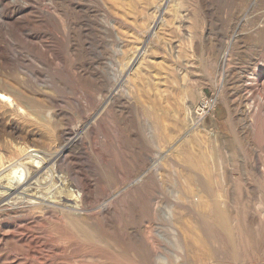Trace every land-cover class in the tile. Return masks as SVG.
I'll use <instances>...</instances> for the list:
<instances>
[{
	"label": "rangeland",
	"instance_id": "374dc122",
	"mask_svg": "<svg viewBox=\"0 0 264 264\" xmlns=\"http://www.w3.org/2000/svg\"><path fill=\"white\" fill-rule=\"evenodd\" d=\"M0 89L23 111L0 103V177L66 144L57 168L80 194L31 209L0 188V264H183L168 156L190 132L215 172L225 154L242 232L229 264H264V0H0ZM156 166L142 207L126 194Z\"/></svg>",
	"mask_w": 264,
	"mask_h": 264
},
{
	"label": "bare ground",
	"instance_id": "6f19581e",
	"mask_svg": "<svg viewBox=\"0 0 264 264\" xmlns=\"http://www.w3.org/2000/svg\"><path fill=\"white\" fill-rule=\"evenodd\" d=\"M12 26H16L15 30L18 33H22L19 26L16 24H12ZM0 103L7 107H15L18 111L23 112L19 107L18 92L0 89ZM191 140H194L193 146L190 145ZM198 140L194 132L186 134L168 156L178 158L179 161H170V164L173 173L175 174L178 170L182 176L181 186H176L175 201L170 204L168 216L173 222L185 227L184 232L181 231L176 235L178 239L176 243L183 264H208L217 252L224 256L225 264H229L234 229L237 237L241 239L242 232L238 218L232 211L231 181L227 162L224 154L223 160L221 157V168L219 172L217 170L215 172V165L209 161L207 148L200 146ZM66 150L67 145L65 144L58 150L50 152L46 157L36 160V150L29 148L24 159L31 165L26 167L23 163H14L12 167H7L8 172L0 177V188L4 189L1 194L7 199L18 193L17 199L31 209L41 208L55 200L60 201L66 207L79 209L80 194H77L74 184L67 182L57 168L56 161ZM16 165L21 166L22 169L15 167ZM159 177H161V173L156 166L154 173L149 174L145 180L139 181V184L130 189L126 195L139 191L140 204L143 207L146 200L149 197L151 199L150 192L155 186V178L160 179ZM128 204H130L133 214L144 219L142 213L139 212L142 208L138 207L137 202L128 200ZM105 214L108 215L107 222L117 223L110 211H105ZM86 233L88 234V232ZM86 236L88 237V235ZM138 240L144 242L145 238L139 235ZM160 259L162 262L170 263L166 257L161 256Z\"/></svg>",
	"mask_w": 264,
	"mask_h": 264
},
{
	"label": "built area",
	"instance_id": "2783aa9c",
	"mask_svg": "<svg viewBox=\"0 0 264 264\" xmlns=\"http://www.w3.org/2000/svg\"><path fill=\"white\" fill-rule=\"evenodd\" d=\"M215 101L213 98H206L202 100L194 111V118L198 121L208 116L211 110L214 108Z\"/></svg>",
	"mask_w": 264,
	"mask_h": 264
}]
</instances>
